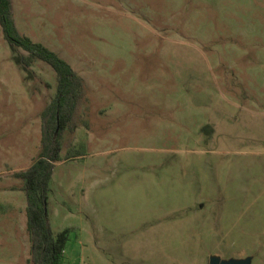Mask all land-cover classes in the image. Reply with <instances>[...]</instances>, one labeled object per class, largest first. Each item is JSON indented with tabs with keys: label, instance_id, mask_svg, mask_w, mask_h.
<instances>
[{
	"label": "rangeland",
	"instance_id": "obj_1",
	"mask_svg": "<svg viewBox=\"0 0 264 264\" xmlns=\"http://www.w3.org/2000/svg\"><path fill=\"white\" fill-rule=\"evenodd\" d=\"M12 2L85 81L50 183L61 264H264V0ZM16 55L0 25V264H34L16 173L57 75Z\"/></svg>",
	"mask_w": 264,
	"mask_h": 264
},
{
	"label": "trees",
	"instance_id": "obj_2",
	"mask_svg": "<svg viewBox=\"0 0 264 264\" xmlns=\"http://www.w3.org/2000/svg\"><path fill=\"white\" fill-rule=\"evenodd\" d=\"M0 25L3 35L17 52L16 60L30 67L40 59L50 64L57 75V90L43 112L42 149L36 161L16 173L24 181L27 199V230L32 241L34 264H61L69 228L55 234L49 215L50 183L55 162L61 158L62 134L75 121V115L84 98L85 81L72 65L44 43L34 41L17 27L12 0H0ZM19 49L26 54H20Z\"/></svg>",
	"mask_w": 264,
	"mask_h": 264
},
{
	"label": "water",
	"instance_id": "obj_3",
	"mask_svg": "<svg viewBox=\"0 0 264 264\" xmlns=\"http://www.w3.org/2000/svg\"><path fill=\"white\" fill-rule=\"evenodd\" d=\"M209 264H252V256L223 258L220 255H212Z\"/></svg>",
	"mask_w": 264,
	"mask_h": 264
}]
</instances>
